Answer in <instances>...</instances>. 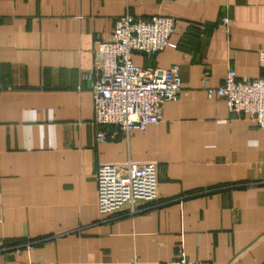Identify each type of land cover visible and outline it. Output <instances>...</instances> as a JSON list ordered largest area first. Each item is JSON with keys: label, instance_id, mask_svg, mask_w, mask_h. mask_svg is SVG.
<instances>
[{"label": "crops", "instance_id": "1", "mask_svg": "<svg viewBox=\"0 0 264 264\" xmlns=\"http://www.w3.org/2000/svg\"><path fill=\"white\" fill-rule=\"evenodd\" d=\"M123 14L174 17L161 120L95 139L90 69ZM227 17L223 25L219 19ZM264 0H0V264L264 263V128L206 87L264 75ZM153 162L157 198L103 213L102 163ZM33 242L28 248L25 243Z\"/></svg>", "mask_w": 264, "mask_h": 264}, {"label": "built area", "instance_id": "2", "mask_svg": "<svg viewBox=\"0 0 264 264\" xmlns=\"http://www.w3.org/2000/svg\"><path fill=\"white\" fill-rule=\"evenodd\" d=\"M220 23L226 25L227 17ZM177 30L174 17L157 15L149 19L123 14L114 21L110 38L100 41L95 49V62L90 69L93 77L91 94L93 120L97 125L95 139L106 141L104 127L113 125L124 133L132 129L144 130L148 124L161 120L165 101L175 99L181 89L177 65L161 68L141 65L133 60L136 53L154 54L171 45L170 37ZM264 65V50L260 52ZM2 65L0 62V87ZM209 93L222 97L228 111L246 115L264 128V75L256 78H239L229 68L222 83L206 87ZM95 179L98 206L103 213L134 211L139 203H151L158 196L156 166L153 162L102 163L97 167ZM26 247L33 242L25 243ZM11 264H57L56 261L19 259ZM132 264H137L133 261ZM165 264H211L208 261L189 259L181 247L176 257Z\"/></svg>", "mask_w": 264, "mask_h": 264}, {"label": "water", "instance_id": "3", "mask_svg": "<svg viewBox=\"0 0 264 264\" xmlns=\"http://www.w3.org/2000/svg\"><path fill=\"white\" fill-rule=\"evenodd\" d=\"M264 264V263H263Z\"/></svg>", "mask_w": 264, "mask_h": 264}]
</instances>
